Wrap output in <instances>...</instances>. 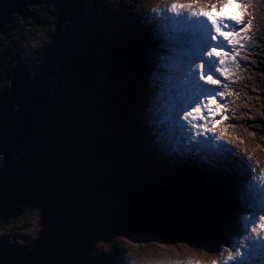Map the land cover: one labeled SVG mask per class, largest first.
<instances>
[{
    "label": "rangeland",
    "instance_id": "rangeland-1",
    "mask_svg": "<svg viewBox=\"0 0 264 264\" xmlns=\"http://www.w3.org/2000/svg\"><path fill=\"white\" fill-rule=\"evenodd\" d=\"M54 1H57L56 6L60 9L65 5L68 8L67 26L56 29L57 14L52 8H44L46 0H33V3L26 0L28 15L12 13L10 21L6 22L4 28H0V34H5L15 15L28 17L31 24L38 22V27L34 31L11 48L18 69L26 80L31 81L30 85L36 86L37 82L46 80L45 76L52 74V70L57 66H61V59L75 65V61L87 63V60L94 58L96 54L99 57L103 50L102 46L100 47L102 45L100 38L95 32L96 27L101 26L100 30L106 37L113 34L112 26L109 30L103 29L105 23L116 26L121 33L117 37L133 48L138 47L134 42L143 38V31L153 30L151 36L155 39L149 41L146 39L145 42L146 45H150L147 50H154L151 45L160 44L157 35L159 25L151 24L150 14L153 9H161L170 0ZM172 1L181 4L191 3L192 11L205 8L210 11V6L217 7L219 3H223L222 0ZM244 1L247 3V12L251 15L248 20L251 24L249 30L253 31L256 37L254 25L261 23L262 20L264 22V0ZM188 10L185 9V12ZM233 13L231 14L234 15ZM259 33L262 40H254L259 41L255 46V53L249 48L246 49L252 54L249 56L251 66L247 64L244 69L238 68L230 73L228 80L235 84L233 89L224 88L226 81L216 74L221 79V85L215 87L225 93L224 97H217V103L225 107L218 110V115L209 117L207 121V125L212 129L213 124L215 126L230 112L232 117L222 123V126L219 123V127H222V131L226 130L224 136L235 145L234 148H238L251 161L252 166L239 165L237 162L240 160L230 153L231 149L227 146H220L225 152L221 157L203 150L206 143L202 144L200 137H197L200 141L198 146L195 142L189 143L190 135L185 127L190 126L182 120L177 125L175 112L170 105L161 107L163 101L155 97L156 91H163L165 96H169V91L175 88L174 81L169 79L174 66L178 65L181 70L187 68V56L191 47H188L185 38L179 37L177 42L164 51L163 58L162 50H156L155 60L161 58L164 67H160L158 63L148 70L140 67L148 85L135 88L136 94H133L131 89L126 90L128 93L125 95L128 99H141L152 107L150 119L145 120L144 115L148 112L143 107H133L127 99L130 103L127 108L133 109L135 116L139 117L138 126L145 137L147 153L140 155L134 153L133 145L137 140L133 132H128V135L124 134L122 137L128 139L129 136V145L115 139L118 137L116 130L128 126L120 123L118 126L105 124L107 117L100 105H96V109V106L88 101L87 94L95 96V91L87 89L90 84L91 88L93 87L92 83L95 80H92V83L90 80L89 83L85 81L87 88L82 82L76 83V95H86L82 104L68 100L64 106L68 111L64 112L65 115L64 113L60 115L56 123L51 119L42 127L45 117L38 122L33 132L40 126L42 130L37 146L26 159L24 168L27 175L24 181L28 189L32 190L34 203H30L28 207L30 210H27V213L25 211L11 216L6 223V229L0 228V253L3 251L7 256L10 254L8 257L12 260L13 251L22 249L24 254H20L16 259L23 264L27 259H32V264H212L217 260L223 264L228 250L231 248L235 251L232 246L245 234L244 218L264 214L259 212V205L255 200L253 205H250L254 189L249 187L250 184L254 186L264 184V181H260V177L264 175V135L260 133L264 121V24L260 25ZM123 34L129 35L130 40ZM168 34L175 35L171 29L168 30ZM109 40L112 44L115 38L109 37ZM187 42L191 46V43ZM145 52V49H141L139 55L143 56ZM67 55H73V59ZM2 57L0 55V61ZM234 62L236 63L235 60ZM129 72H126L125 77H129L128 79L137 85L139 79ZM53 80V87L57 86L58 83L55 84ZM157 84H160V88H157ZM211 87L213 86H207L206 89ZM184 106L187 107V102ZM62 118L66 119L68 125L66 130L60 131L55 125L59 124L58 121ZM180 125L184 126L183 130ZM206 136L209 137V133H206ZM102 137L112 146L118 144V149L124 154L126 161L134 168L137 167V171L128 170L123 165L124 168L111 154L109 155L103 148ZM60 150L67 151L69 157L57 156L61 153ZM184 150L187 152L189 150L193 154L189 157L184 156L182 153ZM245 167L249 168V171L251 169L255 171H251L247 177ZM37 169H41L40 174ZM187 174L193 175L205 187L220 193L224 200L231 201L230 204L236 209L234 215H228L221 222L218 236L194 245L187 241L170 243L160 240L151 233L131 232L124 217L120 215L122 210L130 207V201L127 199L129 195L126 193L138 196L137 191L142 193L148 188L159 187V184L155 186L159 179L166 183L169 180L183 178ZM40 175L45 178L41 179ZM125 175H136L130 191L125 185L129 183L124 179ZM229 184L230 187H234V192L229 190ZM70 185L74 189L69 190ZM248 188L251 189L249 194ZM38 190L42 192V196H37L35 191ZM93 190L96 193L94 200L90 198ZM233 199L236 201L233 202ZM0 215H3L2 210ZM111 221L114 223L113 226L110 224ZM212 221L211 215L207 219V224L211 226ZM232 223L235 225L231 226ZM236 225L240 229L234 228ZM103 226L107 227L104 233L101 228ZM69 231L73 233V238L69 236ZM261 235L264 236V230H261ZM82 245L85 246L78 249ZM7 256L3 258H8ZM95 259L99 263L92 262Z\"/></svg>",
    "mask_w": 264,
    "mask_h": 264
},
{
    "label": "trees",
    "instance_id": "trees-1",
    "mask_svg": "<svg viewBox=\"0 0 264 264\" xmlns=\"http://www.w3.org/2000/svg\"><path fill=\"white\" fill-rule=\"evenodd\" d=\"M51 2V3H50ZM57 1L54 0H47L45 3L44 8H52L54 12L57 14L56 19V29L60 27H65L68 25V8L66 5L61 9L56 6ZM54 7V8H53ZM17 22V23H16ZM38 22H34L31 24L29 18L24 20L21 16L15 15L12 17L11 22L6 28L5 34H0V55H2V60L0 61V91L4 92L6 89L11 87V80L16 77L22 86L30 85L31 81L26 80L22 76V72L18 69L15 59L12 56L11 48L15 46L18 42L20 43L25 36L34 31L38 27ZM100 34V31H97V36ZM17 36V37H16ZM99 37V36H98ZM7 40V41H6ZM100 42L102 44V38L100 37ZM139 42H141L139 40ZM18 43V44H19ZM124 42H120L118 45L114 46L111 45L113 48L110 53H100L99 57L96 54L94 58L87 60V63H83L81 61H75V65L68 62L67 60L61 59V66H57L55 69L52 70V74L45 76L47 78H53L57 81V86L54 88L53 92L56 96V100L54 101L50 110L46 113L45 119L42 123V127L45 123H48L51 119L57 121V118L60 117L64 112H67L64 108L66 102L75 101L82 104L83 99L86 95H76L77 91L76 83L82 82V85L85 87L88 86L84 84L86 81L89 83L88 80L92 83L93 87L91 88L88 86L87 89L91 91H95V96L87 94L88 101L92 105H100L102 108L104 115L107 117V121L105 124L110 125H117V124H127L128 128H122L120 130H116V134L118 137L115 139H120L125 134L128 135V132H133L136 134L139 142L136 143V146L133 147V151L135 154L140 155L146 153V147H142L140 141H145V138L141 134V131L138 126V119L134 116V111L129 110V102L130 99L127 98V93L131 89L133 92L135 90L134 82L127 77L128 70H133L131 75L135 77L136 75L142 76V73L139 72L140 65L144 68H147L150 65V59L154 57V55L150 52L145 54L147 59H143V56L139 55V48H133L129 44L125 46H121ZM142 43V42H141ZM102 45H100L101 47ZM138 47H143L142 44L137 45ZM103 48V46H102ZM9 49V51H7ZM98 52V51H97ZM96 52V53H97ZM69 58L73 59V55H67ZM127 72V73H126ZM84 74L83 77H81ZM122 77V78H121ZM119 78V79H118ZM125 83V85H123ZM128 87V88H127ZM126 88V89H124ZM126 91V92H124ZM126 94V95H125ZM76 95V96H75ZM129 100V102L127 101ZM65 100V101H64ZM136 104L137 100H133ZM128 105V108H127ZM80 106V105H79ZM124 106V107H123ZM83 108L82 106H80ZM93 107V106H92ZM123 107V108H122ZM94 108V107H93ZM97 109V106H96ZM83 111H86L83 108ZM101 111V109H99ZM108 114V115H107ZM65 115V113L63 114ZM56 119V120H55ZM60 120V119H59ZM109 121V122H108ZM59 124L55 125V128L63 131L67 128V121L66 119L62 118V120L58 121ZM104 124V125H105ZM37 128L35 131V140L33 146L30 151L26 154L22 155L19 158L6 160L0 157V212L2 210L3 215H0V228L6 229L7 224L11 216L14 214H21L28 210L30 203H34V199L32 196V190H29L25 183L26 172L24 170L26 159L29 158L33 151L35 150L38 142L39 133L42 130V127ZM118 126V125H117ZM260 133L264 135V121L263 125L261 126ZM93 137L94 135L91 134ZM89 136V137H91ZM108 137V136H107ZM96 140V138H94ZM98 140V139H97ZM128 139H123L121 142H127ZM94 141V140H93ZM102 144L104 145V150L110 155H112L120 164L125 166L128 170L137 171V167H133L130 165L125 157L124 154L118 149V144L112 146L109 142L102 137ZM95 142V141H94ZM100 142V141H99ZM145 143V142H144ZM58 152V151H57ZM58 153L57 156H65L69 157V153L67 151ZM87 166V164H86ZM123 166V167H124ZM124 167V168H125ZM41 169H37V172L40 174ZM24 175V176H23ZM36 178V175L34 173ZM41 179L45 177L40 175ZM96 186V183H94ZM128 191L131 190L132 185L130 183L125 184ZM165 185V184H163ZM69 190L74 189L71 185L68 187ZM65 189V188H64ZM81 190V189H80ZM87 192V188L85 187ZM84 193L83 190H81ZM37 196H42V192L35 191ZM130 192H127V196L131 195ZM134 193V192H133ZM85 194V193H84ZM135 194V193H134ZM88 196V194H86ZM96 193L94 190L92 191V198L94 200V196ZM129 196L127 199H129ZM89 198V197H88ZM89 201V199H88ZM92 201H90L91 204ZM89 204V203H88ZM30 210V209H29ZM28 210V211H29ZM129 210L128 208L122 210L120 215L122 217H126ZM22 211V212H21ZM125 221V220H124ZM110 224L113 226V222L111 221ZM70 232V231H69ZM67 232V233H69ZM72 232L69 233V236L72 237ZM73 238V237H72ZM20 254H24L22 249L14 250L11 256H13L12 260L9 259V255L7 256L3 251L0 253V262L2 264H23V262H18L17 257ZM3 256H7L8 258H3ZM25 264H30L29 259L24 260Z\"/></svg>",
    "mask_w": 264,
    "mask_h": 264
},
{
    "label": "snow or ice",
    "instance_id": "snow-or-ice-1",
    "mask_svg": "<svg viewBox=\"0 0 264 264\" xmlns=\"http://www.w3.org/2000/svg\"><path fill=\"white\" fill-rule=\"evenodd\" d=\"M191 8V4L172 3L166 9H153L150 18L159 25L157 35L162 49V58L164 51L169 49L180 35L189 38L191 43L187 56V68L181 70L176 65L169 76V79L175 83V88L170 90L174 92V96L171 94L165 96L163 91H156L155 97L163 101L161 107L170 105L175 112L177 125L182 120L190 126L189 131L195 130V134L189 136V143L199 144L197 137L211 130L207 125L209 117H215L219 114L218 110L225 107L217 103V97H224L225 93L215 86L221 85L219 77L227 79L226 64L229 60H235V55H232L235 52V46L239 43L241 34L247 32L251 24H245L243 19L247 6L243 5L242 0H223L219 11L216 10L215 5L212 11L202 9L192 11ZM185 9L189 11L185 12ZM229 9L236 10V14H229ZM169 29L175 35H169ZM220 38L231 46L228 51L219 44L214 46L209 43V41L219 42ZM204 56L208 59L205 60ZM213 57H218V62ZM217 73L219 77L216 76ZM200 81L213 87L205 89ZM157 88H160V84H157ZM185 102L187 107L184 106ZM213 105L215 107H212ZM222 119L227 120L228 116L225 115ZM180 128L183 130L184 126L180 125ZM251 171L254 172L255 169ZM260 180L264 181V175L260 177ZM249 187L254 189L251 194L259 205V212L264 213V184L258 186L250 184ZM244 229L245 234L242 239L232 246L235 251L231 248L228 250L223 264H264V236L261 235V230H264V214L245 217ZM212 264H220V261H213Z\"/></svg>",
    "mask_w": 264,
    "mask_h": 264
},
{
    "label": "water",
    "instance_id": "water-1",
    "mask_svg": "<svg viewBox=\"0 0 264 264\" xmlns=\"http://www.w3.org/2000/svg\"><path fill=\"white\" fill-rule=\"evenodd\" d=\"M12 13L27 16L26 0L0 1V28L10 21ZM26 16L24 20L28 19ZM52 80L22 86L14 77L11 87L0 91V157L16 159L31 150L36 131L33 129L56 100ZM130 199L133 208L125 217L129 230L151 233L170 243L187 241L197 245L212 238L226 207L219 193L191 177L145 197ZM211 215L210 226L207 219Z\"/></svg>",
    "mask_w": 264,
    "mask_h": 264
},
{
    "label": "bare ground",
    "instance_id": "bare-ground-1",
    "mask_svg": "<svg viewBox=\"0 0 264 264\" xmlns=\"http://www.w3.org/2000/svg\"><path fill=\"white\" fill-rule=\"evenodd\" d=\"M219 1V0H218ZM223 1V0H222ZM221 1V2H222ZM252 1V0H251ZM254 1V0H253ZM175 2H177V1H172V0H170V1H168V3L164 6V7H162L161 8V10L162 9H166V8H168L172 3H175ZM242 2H243V5H247V3L244 1V0H242ZM255 2V1H254ZM51 3V2H50ZM187 3V2H186ZM185 4V3H184ZM191 4V3H190ZM252 4H253V2H252ZM255 4V3H254ZM213 5V4H212ZM195 6V5H194ZM222 6V3H219L218 5H217V7H215L216 8V10L217 11H219V9H220V7ZM252 6V5H251ZM256 6V5H255ZM260 7V6H259ZM262 7V6H261ZM209 9H210V11H212L213 10V7L212 6H210L209 7ZM249 9V8H248ZM193 10V9H192ZM189 11V10H188ZM205 11H207V9L205 8ZM228 12H229V14H231V13H233V12H235L236 13V10H231V9H229L228 10ZM234 14V13H233ZM235 15V14H234ZM251 18V15H250V13H248L247 11L244 13V15H243V19H244V21H245V24H248V20ZM147 21H150V20H147ZM17 23V22H16ZM226 23H230V22H228V21H226ZM151 24L152 25H154V22H152L151 21ZM261 24H264V22H263V20H262V22L261 23H256L255 25H254V30L255 31H257V35H256V37L254 36V32L253 31H247V32H245V33H242L241 34V37L239 38V43L235 46V52H233V54L232 55H235V61H236V63L234 62V61H232V60H229L228 62H227V64H226V66H227V68H228V76H227V79H224L223 77H221V78H223L224 79V81H226V87L224 86V88H228V89H233L235 86V84L234 83H231L228 79L230 78V73H231V71L232 70H237L238 68L240 69V68H245L246 66H247V64L248 65H250L251 66V59L249 58V56H251L252 54L251 53H248L247 52V50L246 49H250V51L251 52H253V53H255V46H257L258 45V42H255L254 40H262V38H261V35H260V25ZM253 29V28H252ZM175 34V33H174ZM17 37V36H16ZM180 38H185L186 39V44L188 45V47H191L190 45H189V43L187 42V41H189V38H186V37H184L183 35H180L179 36ZM7 41V40H6ZM178 41V40H177ZM177 41H175V42H177ZM185 43V42H184ZM209 43H211L212 45H214V46H216V45H218L219 44V46L220 47H223L224 48V50L225 51H228L230 48H231V46H229V45H227V42L226 41H223V39L222 38H220V41L219 42H217V41H209ZM218 50H219V48H218ZM260 52V51H259ZM238 53V54H237ZM257 53V52H256ZM254 57V56H253ZM255 58H256V56H255ZM204 59L205 60H207L208 58H207V56H204ZM213 59H215V60H217V62H218V57H213ZM253 65V64H252ZM255 68V67H254ZM131 72H133V70L131 71ZM240 72V71H239ZM252 73V72H251ZM236 74V73H235ZM247 74V73H246ZM219 76V75H218ZM233 79V78H232ZM238 79H239V77H238ZM234 80H235V78H234ZM200 83L204 86V88L206 89V87L207 86H209V85H206V84H204V82L203 81H200ZM170 92V91H169ZM170 94L171 95H173L174 96V92H170ZM166 95H167V93H166ZM186 103V102H185ZM233 107V106H232ZM235 107V106H234ZM231 111V110H230ZM234 111V110H233ZM232 112V111H231ZM236 113V112H235ZM108 115V114H107ZM232 117V114H230V112H229V115H228V119L227 120H221L219 123H221L220 124V126H222L223 124L222 123H225L226 121H228L230 118ZM234 118V117H233ZM235 119V118H234ZM236 120V119H235ZM109 122V121H108ZM219 123H216V125H215V127H213L208 133H209V137L208 136H206V134H204V135H202L201 137H200V141L202 142V144L203 143H206V147L205 148H203V150H205V151H208L209 153H211V154H214V155H218V156H221L222 157V153H225V152H223V149L222 148H220V146H227V147H229L230 149V153H232V154H234V155H236V157H237V159L238 160H240L239 162H237L239 165H241V164H245V165H249V166H252L253 164L251 163V161L247 158V157H245L244 156V154L241 152V151H239L238 150V148H234V146L235 145H233L232 144V142L230 141V140H228L224 135H226V130L225 131H222V127H219ZM214 125V124H213ZM218 127V128H217ZM215 128H217V129H215ZM227 128V127H226ZM168 130H170V127L168 128ZM185 130H186V132L188 133V135H194L195 134V130H191V131H189V127L188 126H186L185 127ZM235 130V129H234ZM210 137H214L213 139H211V141H210ZM227 137H228V135H227ZM195 145H197L198 146V144H195ZM237 146V145H236ZM182 153L184 154V156H188L189 157V155H192L193 154V152H189V150H188V152H187V150L185 151H182ZM3 158V157H2ZM244 171H245V176H247L248 177V175L249 174H251V171H249V168H247V167H245V169H244ZM261 173V172H260ZM261 181V180H260ZM262 184V183H261ZM249 192H251V189L250 188H248V194H249ZM255 199H254V197H252L251 196V201H250V205H253V201H254ZM68 231V230H67Z\"/></svg>",
    "mask_w": 264,
    "mask_h": 264
}]
</instances>
